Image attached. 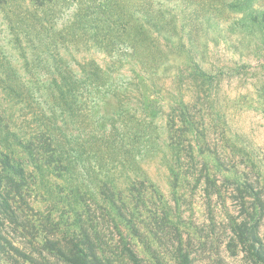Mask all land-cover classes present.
<instances>
[{
	"label": "rangeland",
	"instance_id": "1",
	"mask_svg": "<svg viewBox=\"0 0 264 264\" xmlns=\"http://www.w3.org/2000/svg\"><path fill=\"white\" fill-rule=\"evenodd\" d=\"M83 2L58 0L47 8L32 0L0 4V123L8 124L20 139L35 140L53 117L54 126L63 130L64 147L74 163L72 174L66 177L46 171L42 183L35 187V209L27 208L26 214L40 220L53 210V216H61L67 223L73 221V209L83 207L73 195L77 184L92 195L104 181L124 189L133 179L148 176L173 204L174 198L181 202V210L177 211L186 224L193 222L205 228L211 239L225 243L231 236L229 217L238 214L232 188L223 191L222 196L215 195L212 206H208L210 199L203 190L205 179L198 182V178L202 177L204 163L211 166L213 161L208 155L202 158L204 155H199L197 148L192 154L190 145H210L219 150L235 147L241 152L236 162L257 154L264 158V43L247 34H232L227 41L208 40L203 34L205 25L194 13L191 18L196 22L191 23V28L198 58L207 67L216 63L234 68L214 86H206L205 91L190 80H173L174 73L166 69L173 68L176 62L184 63V54L169 46L157 32L142 28L140 37L151 46L146 48L161 61L162 90L177 97L180 90L184 91L190 114L198 118L200 132H184L182 118L186 116L179 110L178 115L172 113L173 106L178 107L172 95L166 100L151 93L150 83L140 73L141 62L131 58L123 40H119L122 45L107 42L108 36L120 34L119 38H125L124 27L120 22L117 29L112 21L108 27L96 22L92 15L79 10ZM258 4L264 7V0ZM216 7L221 8V4L216 2ZM193 8L199 11L198 5ZM191 13L187 9L183 24ZM60 59L76 71L88 62L100 66L106 83L93 91L86 87L91 78L82 80L86 86L80 87L76 95L81 98L90 94V98H84L83 108L63 112L57 109L56 114L50 115L57 106L51 86L55 77L61 82L51 64ZM7 64L13 68L15 78L26 84L25 93L30 95L27 99L9 95L3 89L8 78L2 68ZM171 116L175 117L176 131L169 129ZM35 144H39V139ZM221 176L222 173L217 174V181L223 184ZM87 200L94 202L90 197ZM262 230L264 234V224ZM230 261L232 257L227 256ZM0 264H8L3 256Z\"/></svg>",
	"mask_w": 264,
	"mask_h": 264
},
{
	"label": "trees",
	"instance_id": "2",
	"mask_svg": "<svg viewBox=\"0 0 264 264\" xmlns=\"http://www.w3.org/2000/svg\"><path fill=\"white\" fill-rule=\"evenodd\" d=\"M10 1L13 0H0V4ZM57 1L32 0L41 8ZM82 1L85 2L79 10L92 15L96 22L108 27L112 21L116 29L120 22L121 28L124 27L125 38H119L120 34L108 36L107 42L122 45L119 40H123L131 58L141 62L140 73L150 83L151 93L166 100L172 95L178 104L173 106L172 113L178 115L179 110L186 116L182 118L184 132H200L198 118L190 114L184 91L180 90L177 97L162 90L161 61L146 48L151 46L140 37L142 28L157 32L169 46L184 54V63L176 62L173 68L166 69L174 73L173 80L177 77L182 82L190 80L205 91L206 86H214L215 81H221L234 68L216 63L207 67L198 58L196 36L191 28V23L196 22L191 18L194 13L205 25L203 34L208 40L227 41L232 34H247L264 43V7L258 4L259 0H216L221 8L216 7L215 0ZM197 5L199 11L193 8ZM187 9L192 13L183 24L188 17L183 16ZM200 11L203 12L198 14ZM90 63L80 65L78 71L61 59L51 64L61 82L55 77L52 83L50 93L57 106L50 115L56 114L57 109L63 112L83 108L82 102L90 94L82 99L76 95L80 87L86 86L82 80L91 78L86 87L93 91L105 85L102 68ZM2 69L8 78L2 84L3 89L9 95L27 99L30 96L25 93L27 86L15 78L13 68L7 64ZM261 95L264 97V85ZM48 121L45 130L37 135L39 138L26 141L9 129L8 124L0 123V256L8 264H264V158L257 154L236 162L241 152L235 147L219 150L210 145L207 148L190 145L192 154L197 148L198 154L204 155L202 158L208 155L213 161L211 166L204 163L202 177L198 178V182L205 179L203 190L210 199L208 206H212L215 195L222 196L223 191L232 188L238 214L229 217L231 236L225 243L211 239L205 228L193 222L186 224L177 211L181 210V202L174 198L173 204L148 176L133 179L124 189L104 181L92 195L77 184L73 195L83 207L73 209V221L66 223L61 216H53V210L40 220L30 218L27 208L35 209V187L42 183L46 171L66 177L74 170L64 147L62 128L54 126L53 117ZM170 123L169 129L176 131L175 117L171 116ZM38 139L39 144H35ZM223 170L230 174H224ZM218 173L223 175V184L217 181ZM178 177V174L174 176L176 191ZM88 197L94 200L93 204L88 202ZM227 256L232 261L227 262Z\"/></svg>",
	"mask_w": 264,
	"mask_h": 264
}]
</instances>
